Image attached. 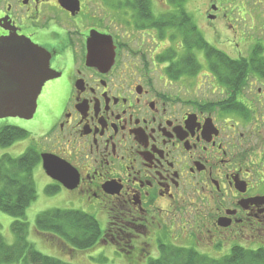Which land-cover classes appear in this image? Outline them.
<instances>
[{
  "label": "flooded vegetation",
  "instance_id": "obj_1",
  "mask_svg": "<svg viewBox=\"0 0 264 264\" xmlns=\"http://www.w3.org/2000/svg\"><path fill=\"white\" fill-rule=\"evenodd\" d=\"M67 1L0 0V38L50 54L46 110L11 124L39 163L75 169L74 188L49 186L106 219L101 242L131 264L264 243V0Z\"/></svg>",
  "mask_w": 264,
  "mask_h": 264
},
{
  "label": "trees",
  "instance_id": "obj_2",
  "mask_svg": "<svg viewBox=\"0 0 264 264\" xmlns=\"http://www.w3.org/2000/svg\"><path fill=\"white\" fill-rule=\"evenodd\" d=\"M194 27L197 44L203 47L204 41ZM167 53L170 54V51ZM196 67H199L198 62ZM28 136L17 126H0V146H9ZM40 160L36 147H29L18 157L8 153L0 157V212L15 218L11 224L14 243H8L0 232V264H73L42 253L29 239L26 210L37 198L33 172ZM47 191L54 193L58 189L49 186ZM36 229L38 232H51L64 244L82 251L94 248L103 236L96 216L80 209L52 208L43 211L37 215ZM160 250L159 257L151 259L148 264H264V245L256 249L237 245L222 257H210L192 247L172 244L162 245Z\"/></svg>",
  "mask_w": 264,
  "mask_h": 264
},
{
  "label": "rangeland",
  "instance_id": "obj_3",
  "mask_svg": "<svg viewBox=\"0 0 264 264\" xmlns=\"http://www.w3.org/2000/svg\"><path fill=\"white\" fill-rule=\"evenodd\" d=\"M184 6L188 3L180 2ZM189 11L193 14L194 19L203 20L202 11L203 5L197 1L189 2ZM180 10H183L180 7ZM198 24V23H197ZM199 25V24H198ZM187 85L183 84L181 86V91L185 94ZM201 96L202 93H197ZM186 95V94H185ZM196 95V96H197ZM39 102L41 108L36 111L35 116L43 115L46 110L44 105L46 104L48 97L43 96L42 93L39 96ZM15 118H5L0 119V126L3 124H15ZM29 147H36L38 150L41 147L38 146L37 142L32 140V136L16 141L15 143L9 146H0V157L5 154H11L14 157H18L23 154ZM34 180L37 190V198L34 200L26 210V217L29 223V239L35 244L36 248L44 254L52 255L63 259L65 261L71 262L73 264H131V260L128 255L123 251H119L118 247L112 243H103L100 242L94 248L89 250H78L74 249L69 245H64L57 240V236L51 232H38L36 229V218L37 215L43 211L52 209V208H67V209H80L85 212L95 215L101 225L102 230L106 228V219L100 217L93 211V209L84 206L76 196L71 194L67 190L60 189L54 193H48V186L52 184V180L49 179L48 175L43 169L42 163H37L34 168ZM15 220L11 215L0 212V232L6 238V241L10 244L15 242V235L11 229V224ZM49 233L50 235H47ZM53 235V236H51ZM264 245V243H257L254 245H249L250 248H258ZM189 247V246H184ZM230 250L224 251L220 254H214L213 256L218 257L226 253H229ZM154 257L158 256L157 253H154ZM150 257L144 259L142 264H147Z\"/></svg>",
  "mask_w": 264,
  "mask_h": 264
},
{
  "label": "water",
  "instance_id": "obj_4",
  "mask_svg": "<svg viewBox=\"0 0 264 264\" xmlns=\"http://www.w3.org/2000/svg\"><path fill=\"white\" fill-rule=\"evenodd\" d=\"M76 1H67L70 9ZM53 77L44 48L18 36L0 38V119H32L42 88ZM41 157L48 176L69 189L76 186L77 174L69 163L51 154Z\"/></svg>",
  "mask_w": 264,
  "mask_h": 264
}]
</instances>
